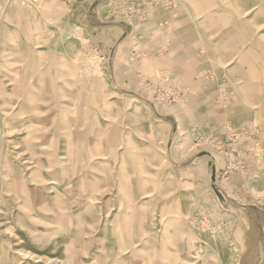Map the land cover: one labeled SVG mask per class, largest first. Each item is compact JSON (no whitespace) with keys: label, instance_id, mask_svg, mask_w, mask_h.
Wrapping results in <instances>:
<instances>
[{"label":"rangeland","instance_id":"obj_1","mask_svg":"<svg viewBox=\"0 0 264 264\" xmlns=\"http://www.w3.org/2000/svg\"><path fill=\"white\" fill-rule=\"evenodd\" d=\"M80 1L0 0V264H264V0Z\"/></svg>","mask_w":264,"mask_h":264},{"label":"built area","instance_id":"obj_2","mask_svg":"<svg viewBox=\"0 0 264 264\" xmlns=\"http://www.w3.org/2000/svg\"><path fill=\"white\" fill-rule=\"evenodd\" d=\"M69 2L73 0H68ZM75 1V0H74ZM125 1L128 5L125 6L123 10L124 12H127V15H130V19L136 18L140 22L147 21L150 19V8H152L154 5H158L160 3L159 0H122ZM169 5H172V2L170 1ZM166 72H162L155 78L156 81H158L159 85H164V92L162 93L164 99L166 102H176L181 98H184L187 96V94H195L196 89L193 85H189L188 87H177L174 85H169V75L165 74ZM231 139V137H229ZM214 140H217L218 143L222 144L223 147H226L227 141L223 140V138L219 139L218 137H215ZM223 170V178L228 180L231 177V174L234 171L235 165L233 163H227Z\"/></svg>","mask_w":264,"mask_h":264},{"label":"crops","instance_id":"obj_3","mask_svg":"<svg viewBox=\"0 0 264 264\" xmlns=\"http://www.w3.org/2000/svg\"><path fill=\"white\" fill-rule=\"evenodd\" d=\"M90 0H81L79 3L81 4V6H78V9H83L84 8V6H85V4L87 3V2H89ZM160 2H162V0H159ZM171 0H168L167 2L169 3ZM172 6V5H171ZM93 10V9H92ZM89 16H90V14H89ZM90 20L91 21H89L90 23L92 22H95V23H102L103 21H95V20H93V19H91V16H90ZM90 23H89V25H90ZM91 23V24H92ZM91 26V25H90ZM92 27L93 28H98V27H100V26H98V25H92ZM161 33H160V36H159V42H163V41H165V33H163L162 31H160ZM108 41V39L107 38H105V39H103V41ZM168 55V54H167ZM166 55V56H167ZM165 61V60H164ZM163 61V62H164ZM162 62V63H163ZM165 64V63H164ZM167 64V66H170V65H168V62L166 63ZM172 64V63H171ZM166 69V71H171L174 75H175V73H177V71H178V69H175V70H170V69H168V68H165ZM177 70V71H176ZM175 72V73H174ZM179 75H180V73H179ZM181 76V75H180ZM182 78V77H181ZM190 85H193V83H190ZM194 86V85H193Z\"/></svg>","mask_w":264,"mask_h":264},{"label":"bare ground","instance_id":"obj_4","mask_svg":"<svg viewBox=\"0 0 264 264\" xmlns=\"http://www.w3.org/2000/svg\"><path fill=\"white\" fill-rule=\"evenodd\" d=\"M6 1H9V0H6ZM249 221V220H248ZM248 221L246 220V223L248 224Z\"/></svg>","mask_w":264,"mask_h":264}]
</instances>
